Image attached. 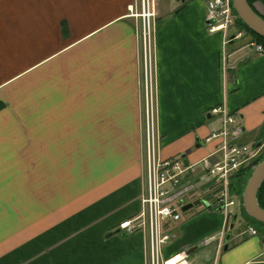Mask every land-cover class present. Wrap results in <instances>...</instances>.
Listing matches in <instances>:
<instances>
[{
    "label": "crops",
    "instance_id": "crops-1",
    "mask_svg": "<svg viewBox=\"0 0 264 264\" xmlns=\"http://www.w3.org/2000/svg\"><path fill=\"white\" fill-rule=\"evenodd\" d=\"M162 1L160 19L156 21L154 55L159 104L156 115L161 120L163 156L186 154L190 164L203 159L210 150L204 141L219 125L211 110L220 106L237 116L245 135H261L264 53H257L241 42L225 44L221 32H208L204 24V0H180L177 4ZM137 3L138 0H128L123 5L129 8ZM124 10L95 32L71 26L68 16L73 14L65 10V17L57 23V40L64 42L61 47L55 49L52 28L46 36V41L52 37L46 52L45 36L41 33L32 49H20L12 52V56L0 57V264H147L146 235L128 234L119 229L121 222L135 218L143 209L144 154L142 163L136 165L129 189L123 186L116 189L118 192H97L87 198L79 213L69 206L72 212L67 215L72 217L54 220L55 177L44 174L54 162L27 158L29 137L23 123L24 117L34 116L33 125L43 113L40 107L31 108L26 101L22 104V114L15 110L16 89L21 81L39 75L55 60V99L58 93H62L60 97L69 94L59 104H74L72 108L65 105L62 109L55 105V120H58L55 143L61 140L59 135L56 138L57 126H73L77 120L88 125L96 120L99 122L95 126H104L114 117L107 115L110 105L128 98L137 117L136 125L138 119L140 147V42L133 24L129 23V9ZM21 12L20 4L13 6L11 0H0V36L12 35L11 16L17 18ZM24 22L26 15L21 35ZM45 54L48 56L44 57ZM93 113L97 115L92 117ZM90 132L91 129L86 134ZM95 133L99 135L100 131ZM123 133L116 131L112 135ZM97 180L95 177V185L84 191L85 197L97 189ZM112 182L119 183L120 179L116 177ZM95 200L98 202L91 205ZM188 200L193 207L183 211L180 222L169 226L173 239L164 250L166 256L197 246L190 254L193 264H264V235L253 236L245 228L244 217L249 226L253 225L242 206H237L239 211L230 217L229 212L217 211L211 193L193 192ZM205 200L211 206H206ZM44 214L51 218L46 221ZM222 232L225 234L221 238ZM110 233L113 235L107 237ZM209 236H215L216 240L203 244Z\"/></svg>",
    "mask_w": 264,
    "mask_h": 264
},
{
    "label": "rangeland",
    "instance_id": "rangeland-1",
    "mask_svg": "<svg viewBox=\"0 0 264 264\" xmlns=\"http://www.w3.org/2000/svg\"><path fill=\"white\" fill-rule=\"evenodd\" d=\"M126 1L128 0H11L13 6L16 4H20L22 6V12L18 14L17 18L11 16L12 35L8 36L7 34L5 36H0V40H2L0 43V57L3 58L4 56H12V52H16L20 49H32V45H35V40H37L36 37H38L39 41V34L41 33H44L45 36V40L43 39V42L46 52L50 46L47 42L49 39H52V37H49L46 41V36L52 28L53 32L55 29V49L61 47V44L64 42L60 39L57 40V23L62 16H64L63 13L65 10H70L73 14L72 16H68L71 26H78L81 30H87L90 28L93 32H95L105 21L120 15L122 10L126 11L124 9H129L131 19L125 20H129V23L133 24L136 32L141 31L140 21L136 19V17L132 16L137 13V6L132 8L133 5H131L128 8V6L123 5ZM162 2L164 4H177L178 0H163ZM255 7L264 17V11L262 10L264 8V4L257 1ZM131 9H133V12ZM25 15L26 22L23 24V34L21 35V24L25 19ZM159 16L158 10L156 21ZM6 25H8L7 20ZM65 31L66 28L63 32ZM237 31H239L237 26H231L225 34L221 33L223 34V37H229L230 34H235ZM242 33L244 35L241 38L237 37L235 41L241 42V44L243 43L247 46L249 45V47L253 48L250 44L256 40L252 38V35H248L246 31H242ZM153 36L156 40V28ZM138 37L140 42L138 66L141 85L140 147L138 145L137 133L138 119L136 125L137 117L135 118L134 116L128 98L110 105L106 112L108 116L114 115V117L109 118L107 120L108 123L104 126H95L94 123L96 124L99 122L96 120H93L92 125L84 123L81 124L82 120H77V123L73 126H57L56 130L59 133L56 138L59 135V139L61 140H58V142L55 143V121H58L55 120V105H58L59 109H62L66 104L60 105L59 101L65 100L69 96V94H63L64 96L60 97L62 93H58L55 99V60L47 65L39 75L31 76L33 77L32 79L22 80L16 89L18 97L15 101L17 103L15 110L17 112L22 114L21 110L24 108V105L22 104L26 101L29 107L35 109L40 107V111L43 113V116H40L41 119L39 122H36L33 125L34 116L24 117L23 123L25 124L27 135L29 137L28 140L30 149L27 158L30 159V157H33L32 159H37L36 162H54L53 166L49 168L50 171L48 172L45 170L44 172V174H50V176L55 177L54 220L58 217L68 216L67 214L72 212H69L70 207H74V209L78 211L77 213H79L82 207L85 206L84 204L87 198L94 196L97 192L109 193L123 186L124 188L129 189L128 187H131L132 185H130V181H132V177L136 171V165L138 164L139 166L142 163L143 154L144 163L147 162V160L145 162V158L148 153L146 150V138L149 127L150 129L154 128L156 133L155 143L159 144L162 148V136L160 132L161 120L157 117V115H155V118L148 117L147 115L148 109L151 113L152 107L154 108L155 114H157V107L159 105L157 102L156 87L157 64L152 65V74L150 70H148L147 73L145 67L146 56L144 55L145 52L142 48V39L140 34H138ZM227 49L228 46H226L225 52H227ZM47 56L48 54L44 55V57ZM151 81L154 83H151ZM97 94L98 93L95 95ZM73 105V103H70L66 106H70L72 108ZM95 106L96 104L93 102L92 107ZM58 107L56 109H58ZM227 110L229 109L227 108ZM95 111L98 112L96 109ZM45 112H48V117L45 116ZM96 115V113H93L92 117ZM237 121L241 124L238 118ZM90 129V134H86ZM42 131L43 134L40 135ZM96 131H100L99 135L95 133ZM116 131H124V133L123 135H112V133ZM61 133L64 134L60 136ZM85 134L86 136H84ZM242 141L247 146L253 148L255 152L259 154L264 152V147L260 150L254 148L257 146L258 142L256 137L252 136L250 133H246V135L244 134ZM33 144H35L34 150H32L34 146ZM95 177L98 178L96 182L97 189L91 190V193L85 197L84 191L90 187V185H95L93 184ZM116 177L120 179L119 183L112 182ZM243 177H245V171L241 174L239 180L235 184L239 183V185H242L243 182H245ZM90 180L92 181L90 182ZM262 187H264V185ZM116 191L112 192V194L118 192ZM236 198L238 199L237 196ZM96 202H98V200H95V202L91 205ZM76 205L81 206L75 207ZM84 209L85 208H83V210ZM229 210L232 213H237L239 211L237 205L230 207ZM232 213H230V217L233 216ZM72 216L73 215H69L67 218ZM44 217L45 220L51 218V216L46 214H44ZM244 219L246 225L245 228H248V221H246L245 217ZM251 224L258 230L259 236L264 235L263 224L258 222H251ZM147 247L148 237L146 235V248ZM146 263L148 264L147 255Z\"/></svg>",
    "mask_w": 264,
    "mask_h": 264
},
{
    "label": "built area",
    "instance_id": "built-area-1",
    "mask_svg": "<svg viewBox=\"0 0 264 264\" xmlns=\"http://www.w3.org/2000/svg\"><path fill=\"white\" fill-rule=\"evenodd\" d=\"M159 2L160 0H138L137 13L132 15L141 23V31L137 33L142 39L147 73L150 70L151 74L152 65H155L156 40L153 34ZM258 2L264 4V0ZM205 6L204 24L208 32L225 34L229 27L236 26L232 0H205ZM131 11L133 12V9ZM243 35L242 31H237L229 37L225 36V44ZM250 45L255 52L264 53L263 43L253 41ZM211 114L216 117L218 128L210 132L204 141L210 147L208 154L193 164L187 162L186 154L164 157L161 146L155 143L154 128H148L146 186L141 196L143 209L135 218L123 221L119 225V229L128 234L142 232L147 235L148 247L145 251L148 264H193L187 251H179L171 256L164 253L173 238L168 232L169 226L181 221L183 207L189 203L188 196L191 193L199 192L202 195L211 193L214 197L213 204L216 207H223L225 213H232L230 207L241 205L240 195L232 191L231 184L234 183L237 188L235 183L244 171L246 173L254 166L257 152L242 141L245 131L234 113L225 106H220L213 108ZM147 115L155 118L153 107L151 113L148 109ZM248 231L253 236L259 235L254 226H249ZM224 234L222 232L221 238ZM215 240V236H209L202 243L209 244Z\"/></svg>",
    "mask_w": 264,
    "mask_h": 264
},
{
    "label": "water",
    "instance_id": "water-1",
    "mask_svg": "<svg viewBox=\"0 0 264 264\" xmlns=\"http://www.w3.org/2000/svg\"><path fill=\"white\" fill-rule=\"evenodd\" d=\"M184 1V0H183ZM233 9L237 16L256 34L264 38V17L257 12L255 4L252 6L248 0H232ZM264 185V157L254 165L248 177L245 180L241 193V206L248 218L254 219L256 222L264 225V208L260 205L258 195L261 187ZM206 206H210V202L203 201ZM193 203H188L183 207V211H187L193 207ZM223 207L217 208L218 212H223ZM237 218V215H235ZM113 233L107 235L111 237ZM197 246L187 251L192 254L197 250ZM227 249V248H226Z\"/></svg>",
    "mask_w": 264,
    "mask_h": 264
},
{
    "label": "trees",
    "instance_id": "trees-1",
    "mask_svg": "<svg viewBox=\"0 0 264 264\" xmlns=\"http://www.w3.org/2000/svg\"><path fill=\"white\" fill-rule=\"evenodd\" d=\"M249 3L254 6V3L257 2L258 0H248ZM235 15H236V26L238 27V30L239 31H246V33L249 35H252V38L260 43H263L264 44V38L259 36L258 34H256L254 31H252L250 28H248V26L246 24L243 23V21L237 16L236 12L234 11ZM264 156H260L259 158H257L255 161H254V164L253 165H256ZM249 172L250 170H248L246 173H245V177L244 178V181L246 180V178L248 177L249 175ZM245 182H243L244 184ZM243 184L242 185H239V183L237 184V188L234 186V183L231 184V188H232V191H236V193H238L240 196H241V193H242V188H243ZM239 185V186H238ZM264 187H262L259 191V195H258V199H259V203L260 205L264 208ZM252 222H256L254 219H251Z\"/></svg>",
    "mask_w": 264,
    "mask_h": 264
},
{
    "label": "flooded vegetation",
    "instance_id": "flooded-vegetation-1",
    "mask_svg": "<svg viewBox=\"0 0 264 264\" xmlns=\"http://www.w3.org/2000/svg\"><path fill=\"white\" fill-rule=\"evenodd\" d=\"M256 140L258 143H257V146H255L254 148H256L257 150L258 149L260 150L262 147H264V132L261 133V135L257 136ZM262 154L264 155V152ZM262 154L257 153L256 159L259 158Z\"/></svg>",
    "mask_w": 264,
    "mask_h": 264
},
{
    "label": "bare ground",
    "instance_id": "bare-ground-1",
    "mask_svg": "<svg viewBox=\"0 0 264 264\" xmlns=\"http://www.w3.org/2000/svg\"><path fill=\"white\" fill-rule=\"evenodd\" d=\"M242 127H243V126H242ZM244 131H245V130H244ZM240 206H241V205H240ZM240 206H239V207H240Z\"/></svg>",
    "mask_w": 264,
    "mask_h": 264
}]
</instances>
